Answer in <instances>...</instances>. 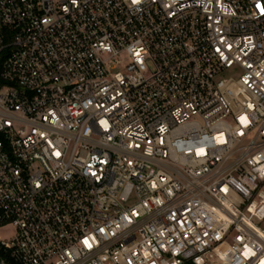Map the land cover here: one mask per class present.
Returning <instances> with one entry per match:
<instances>
[{
	"label": "built area",
	"instance_id": "obj_1",
	"mask_svg": "<svg viewBox=\"0 0 264 264\" xmlns=\"http://www.w3.org/2000/svg\"><path fill=\"white\" fill-rule=\"evenodd\" d=\"M8 228L0 264H264V0H0Z\"/></svg>",
	"mask_w": 264,
	"mask_h": 264
},
{
	"label": "rangeland",
	"instance_id": "obj_2",
	"mask_svg": "<svg viewBox=\"0 0 264 264\" xmlns=\"http://www.w3.org/2000/svg\"><path fill=\"white\" fill-rule=\"evenodd\" d=\"M237 74V71H233L232 72V75H236ZM14 233V229L12 228H8V229H5V230H1L0 231V239H8L10 235H12Z\"/></svg>",
	"mask_w": 264,
	"mask_h": 264
}]
</instances>
